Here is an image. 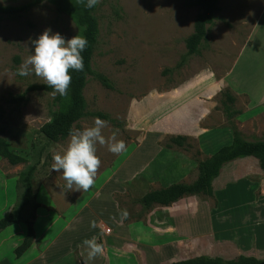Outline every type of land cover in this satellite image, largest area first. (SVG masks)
<instances>
[{"label": "rangeland", "instance_id": "1", "mask_svg": "<svg viewBox=\"0 0 264 264\" xmlns=\"http://www.w3.org/2000/svg\"><path fill=\"white\" fill-rule=\"evenodd\" d=\"M29 2L28 10L0 19V137L25 155L15 165L0 156V217L13 211L22 190L19 174L33 163L40 206L24 210L35 216L34 238L20 257L13 249L26 224L0 231V264L264 257V180L253 157L224 164L212 181L213 196L194 194L148 209L140 203L145 192L163 184L194 181L198 161L230 143L233 133L264 139V0H217L216 19L190 55L185 39L199 11L192 0H100L93 11L99 35L91 68L111 87L88 75L84 115L72 131L99 117L106 121L105 140L115 132L126 150L113 154L107 143L97 144L101 163L87 191L65 190L62 173L51 171L53 155L69 141L47 142L39 131L55 108L52 91L30 89L43 84L34 74L17 75L31 42L46 28L67 39L82 34V27L46 0H3ZM23 91L25 98L15 100ZM178 135L186 137L182 146L169 144ZM92 221L98 227H90ZM84 239H95L102 253L88 260Z\"/></svg>", "mask_w": 264, "mask_h": 264}, {"label": "trees", "instance_id": "2", "mask_svg": "<svg viewBox=\"0 0 264 264\" xmlns=\"http://www.w3.org/2000/svg\"><path fill=\"white\" fill-rule=\"evenodd\" d=\"M46 1L53 5L57 12L67 14L74 23L81 26L82 35L88 40V45L82 53L84 58V70L82 72L70 70L72 79L67 95L63 97L59 94L55 95L53 99L55 108L52 112L51 119L42 124L39 129L44 140L47 142H55L69 136V133L73 129V124L84 115L85 102L82 90L87 82L88 75H94L106 87L110 88L111 84L104 75L95 74L91 68L92 52L99 35L97 20L93 14L95 7L87 9L84 7L83 3H77V0ZM33 3L34 2H29L22 5L0 3V19L3 15L12 16L26 11ZM192 4L198 6L199 11L194 18L193 31L185 39L186 55L198 52V48L206 37L209 25L216 19V11L218 9L217 0H192ZM31 88L52 91V89L44 83L31 86L30 89ZM25 93L26 91H23L18 94L14 97L15 100L24 99ZM227 98V102L233 101L232 96H227ZM223 108L227 117L233 114L230 109H228V106L224 105ZM185 139V136H173L169 138V144L182 146L183 140ZM0 156L12 165L25 161V155L14 150L10 144L1 137ZM244 157H253L257 160L264 180V139L249 141L243 139L235 132L233 133L230 143L220 146L207 157V159L198 161V175L194 181L190 183L181 181L174 182L164 187L151 189L141 196L140 203L144 208L148 209L153 204L159 206L170 205L184 196L194 194L213 196L212 181L219 175L223 165ZM35 169L36 163H33L19 174V181L22 189L19 194V200L16 202L12 212L0 217V231L18 221H22L26 224V231L20 243L13 249L15 257H20L31 245L34 238L33 220L35 216L32 214L28 217V215L24 213V210L26 208L30 209L40 206L39 203L35 201L36 192L33 190L32 183ZM176 258L182 259L179 257ZM169 264H264V257L239 254L234 258L225 259L221 256L199 255L182 260H174Z\"/></svg>", "mask_w": 264, "mask_h": 264}, {"label": "clouds", "instance_id": "3", "mask_svg": "<svg viewBox=\"0 0 264 264\" xmlns=\"http://www.w3.org/2000/svg\"><path fill=\"white\" fill-rule=\"evenodd\" d=\"M77 3H83L85 8L91 9L100 0H77ZM31 43V54L18 67L17 75L27 77L34 74L52 89L54 97L56 94L61 97L67 95L72 79L70 70H84L82 53L88 45L87 38L76 34L66 39L58 32L46 28ZM105 126L106 121L94 118L92 126L71 131L67 147L62 153L53 155L51 171L62 173L65 190L87 191L94 184L101 163L96 154L97 144L103 146L107 143V150L113 154L126 150L124 142L115 139V132L105 140L102 134ZM127 215L126 210L121 212L122 219H126ZM92 226L94 224L90 222V227ZM82 244L87 250L88 260L102 253V245L95 239H84Z\"/></svg>", "mask_w": 264, "mask_h": 264}, {"label": "crops", "instance_id": "4", "mask_svg": "<svg viewBox=\"0 0 264 264\" xmlns=\"http://www.w3.org/2000/svg\"><path fill=\"white\" fill-rule=\"evenodd\" d=\"M171 183H174V182H170V183H167V184H163L161 187L167 186V185H169V184H171ZM110 206L113 207V205H111V204H110ZM1 217H2V216H1ZM97 220H98V219H97ZM117 220H118V219H117ZM16 223H17V222L11 224L10 226H8V227H6V228H4V229H7V230H8L9 228L14 227V225H16ZM92 223L94 224V226L96 225V227H98V221H95V222L92 221ZM116 223H117V222H116ZM33 224H34V223H33ZM33 228H34V227H33ZM4 229H3V230H4ZM1 231H2V230H1ZM90 231H91L92 233L94 232V231H92V230H90Z\"/></svg>", "mask_w": 264, "mask_h": 264}, {"label": "water", "instance_id": "5", "mask_svg": "<svg viewBox=\"0 0 264 264\" xmlns=\"http://www.w3.org/2000/svg\"><path fill=\"white\" fill-rule=\"evenodd\" d=\"M186 259V258H185Z\"/></svg>", "mask_w": 264, "mask_h": 264}]
</instances>
